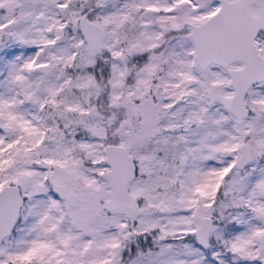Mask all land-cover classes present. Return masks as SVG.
I'll return each instance as SVG.
<instances>
[{
  "label": "snow or ice",
  "instance_id": "snow-or-ice-1",
  "mask_svg": "<svg viewBox=\"0 0 264 264\" xmlns=\"http://www.w3.org/2000/svg\"><path fill=\"white\" fill-rule=\"evenodd\" d=\"M0 264H264V0H0Z\"/></svg>",
  "mask_w": 264,
  "mask_h": 264
}]
</instances>
